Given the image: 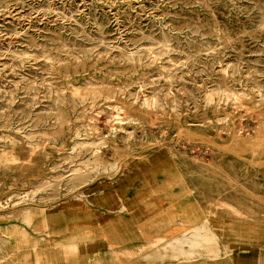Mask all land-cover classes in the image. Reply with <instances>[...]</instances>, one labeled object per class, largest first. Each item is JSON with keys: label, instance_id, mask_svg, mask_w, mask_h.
<instances>
[{"label": "rangeland", "instance_id": "rangeland-1", "mask_svg": "<svg viewBox=\"0 0 264 264\" xmlns=\"http://www.w3.org/2000/svg\"><path fill=\"white\" fill-rule=\"evenodd\" d=\"M95 190L179 218L177 262L226 255L195 222L264 206V0H0V264Z\"/></svg>", "mask_w": 264, "mask_h": 264}, {"label": "crops", "instance_id": "crops-1", "mask_svg": "<svg viewBox=\"0 0 264 264\" xmlns=\"http://www.w3.org/2000/svg\"><path fill=\"white\" fill-rule=\"evenodd\" d=\"M252 193L256 198L257 193ZM89 195L88 203L72 198L41 209L28 227L18 224L10 239L22 264H264V213L256 212H264V206L240 207L244 212L238 214L222 213L215 223L200 207L195 223L215 225L226 255L216 262H177L176 249L163 248L178 246L172 241L184 231L179 218L164 226L141 209L123 203L112 206V197L105 191ZM259 198L264 200V190Z\"/></svg>", "mask_w": 264, "mask_h": 264}, {"label": "bare ground", "instance_id": "bare-ground-1", "mask_svg": "<svg viewBox=\"0 0 264 264\" xmlns=\"http://www.w3.org/2000/svg\"><path fill=\"white\" fill-rule=\"evenodd\" d=\"M213 240H215V235L205 231L202 227L196 229V231L193 232L192 236L185 235L183 237H176V243H188L196 245L210 243Z\"/></svg>", "mask_w": 264, "mask_h": 264}]
</instances>
